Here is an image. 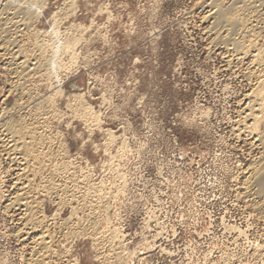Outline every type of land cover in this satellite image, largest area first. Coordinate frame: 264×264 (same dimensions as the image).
<instances>
[{
	"label": "rangeland",
	"instance_id": "374dc122",
	"mask_svg": "<svg viewBox=\"0 0 264 264\" xmlns=\"http://www.w3.org/2000/svg\"><path fill=\"white\" fill-rule=\"evenodd\" d=\"M29 1L31 29L0 31V139L11 120L42 125L32 130L48 167L28 179L53 238L47 264H264V198L247 181L264 147L242 134L264 69V0ZM239 6L252 37L213 20ZM38 47L54 56L53 78L37 73L21 91L14 59L33 69ZM6 157L0 144V264H27L42 234L19 237L25 222L10 208L19 167Z\"/></svg>",
	"mask_w": 264,
	"mask_h": 264
},
{
	"label": "bare ground",
	"instance_id": "6f19581e",
	"mask_svg": "<svg viewBox=\"0 0 264 264\" xmlns=\"http://www.w3.org/2000/svg\"><path fill=\"white\" fill-rule=\"evenodd\" d=\"M0 1H2V0H0ZM7 1V2H6ZM4 3L5 4H1V2H0V27H1V29H0V31H1V33L4 35L5 33H8V32H16V31H20L19 29H20V27H23V26H26L27 28H29V29H31V26H32V20L34 19V17L33 16H30V14L33 12H35V8L36 7H34L33 6V3L31 2V1H29V0H27V1H25V0H6ZM254 1V0H253ZM214 2H216V1H214ZM221 3V1H217L216 3H218L219 5H221V6H219V7H222V4H220ZM211 3V2H210ZM210 5V4H209ZM216 4L214 3V5L213 6H215ZM247 5V4H246ZM250 5V4H249ZM251 6V5H250ZM211 7V6H210ZM240 8H238V12H237V14L238 13H240V12H242V10H240L241 9V6H239ZM253 7V6H252ZM255 7H256V5H255ZM216 8V6L214 7V9ZM218 9V8H217ZM222 9V8H221ZM231 9V8H230ZM235 9H237L236 7H235ZM245 9H246V6H245ZM251 9V8H250ZM256 9V8H255ZM8 10H11V11H14L13 12V17L12 18H4V15H6V14H8L9 13V11ZM205 10V9H204ZM211 10H213V9H211ZM254 10V9H253ZM217 11V10H216ZM237 11V10H236ZM245 11V10H244ZM230 12V11H229ZM228 12V14H226V13H224L223 12V10L222 11H220V12H216V18L215 19H213L214 21H215V23H218L219 22V24H221L222 25V29H227V27H229V26H227V25H231V26H234V28L235 27H241V28H239V29H241V31L243 30V32L244 33H247L248 35H250V33L252 34L253 32H251V30H253V28L250 30L249 28H248V25H247V23L248 22H245L244 21V17L243 18H241V15H230V13H232V12H230L229 13ZM246 12V11H245ZM253 12H255V11H253ZM236 13V12H235ZM234 13V14H235ZM212 14V13H211ZM233 14V13H232ZM249 14H250V12H249ZM252 14V13H251ZM250 14V15H251ZM24 15V19H20V17H22ZM248 14H246V16H247ZM7 17H8V15H6ZM10 16V15H9ZM243 16V15H242ZM254 16V15H253ZM209 17V16H208ZM249 17V16H248ZM252 17V16H251ZM250 17V18H251ZM255 18H256V15L254 16ZM258 18V17H257ZM19 19V20H18ZM208 19V18H207ZM210 19H212V17L210 18ZM209 19V20H210ZM245 19H247V18H245ZM249 19V18H248ZM247 19V20H248ZM216 20L218 21V22H216ZM257 20H259V19H257ZM256 19H255V21H257ZM4 21V22H3ZM250 21V20H249ZM255 21H254V23H255ZM252 22V21H251ZM250 23V22H249ZM223 24H225L227 27H225V28H223V26H225V25H223ZM221 25H218L219 27H220V29H221ZM214 26V25H213ZM215 26H216V24H215ZM251 26H253V25H251ZM258 26V25H257ZM26 27L24 28V29H26ZM219 27H217V29H215L216 30V32H217V30L219 29ZM253 27H255V26H253ZM214 28H216V27H213L212 29H214ZM255 29V28H254ZM228 30V32H230V30L229 29H227ZM232 30V29H231ZM238 30V29H237ZM257 30V29H256ZM256 30L254 31V33H255V35H256ZM8 31V32H7ZM23 31V30H22ZM35 31V30H34ZM34 31H31V30H29V33L30 34H26V35H31L32 36V38H35V40L38 42V39L39 38H36V37H38V33H34ZM213 31V30H212ZM219 31V30H218ZM224 31V30H223ZM233 31V36H237L236 34H237V31L235 32L234 30H232ZM5 32V33H4ZM221 32H222V30H221ZM224 32H226V31H224ZM236 34H235V33ZM18 33H20V32H18ZM211 33V32H210ZM213 33V32H212ZM227 33V32H226ZM239 33V32H238ZM10 34V33H9ZM13 34V33H12ZM219 34V33H218ZM224 34V33H223ZM229 34L230 33H228L227 34V36H229ZM230 34V36H231V38L230 39H232V35ZM242 35H243V33H241ZM246 34V35H247ZM259 34V33H258ZM20 34H18L17 35V37L19 36ZM23 35H25V34H23ZM22 35V36H23ZM212 35V34H211ZM222 35V34H221ZM242 35H239V36H242ZM253 35V34H252ZM254 35V36H255ZM9 38L12 36V35H7ZM6 36V37H7ZM14 36V35H13ZM214 36H217V34H215ZM226 36V35H225ZM227 36L225 37V38H227ZM239 36H238V38H239ZM251 36V35H250ZM257 36V35H256ZM255 36V37H256ZM260 36H261V33H260ZM260 36H258V37H256L257 39L259 38V41H260ZM6 37H5V39H6ZM21 37V36H20ZM221 37V36H220ZM245 37V36H244ZM252 37V36H251ZM2 38V37H1ZM12 38V37H11ZM14 38V37H13ZM19 38V37H18ZM223 37H221V39H222ZM235 39H236V37H234ZM232 39V40H235V39ZM237 38V39H238ZM246 39L248 38V37H245ZM250 38V37H249ZM255 38V39H256ZM8 39V38H7ZM17 39V38H16ZM218 39H219V37H218ZM217 38H216V40H218ZM1 40V39H0ZM8 40H10V39H8ZM33 40V39H32ZM215 40V41H216ZM228 40H229V38H228ZM227 40V41H228ZM232 40H229V42L231 43V41ZM245 40V39H244ZM254 40V39H253ZM11 41V40H10ZM31 41V40H30ZM220 41H223L224 43H225V41H224V39H222V40H220ZM236 41V40H235ZM243 41V40H242ZM241 40H240V42H242ZM248 41L250 42V40H247V43H248ZM258 41V40H257ZM259 41H258V43H259ZM3 42V41H2ZM5 42V41H4ZM14 42V41H13ZM12 42V43H13ZM17 42V41H16ZM239 42V41H238ZM243 42H245V41H243ZM252 42V41H251ZM255 42V41H254ZM253 42V43H254ZM11 43V44H12ZM19 43H20V41H19ZM19 43H18V46H16V48L15 49H19L16 53L17 54H19V56H21V55H23V54H20V53H22V52H24L22 49H21V51H20V47H19ZM23 43V42H22ZM215 43H219V41L218 42H215ZM220 43H222V42H220ZM219 43V44H220ZM230 43H229V46H232V45H234L235 43H233V44H231L230 45ZM256 43V42H255ZM254 43V44H255ZM258 43H256V44H258ZM5 44V43H4ZM7 44V43H6ZM15 44H17V43H15ZM26 44V43H25ZM236 44H237V42H236ZM21 45V44H20ZM224 45V44H223ZM243 44H240L239 43V45H237L242 51H244V50H248L246 47H243L242 46ZM246 45V44H245ZM244 45V46H245ZM251 45V44H250ZM22 46H25V45H23L22 44ZM44 46V45H43ZM225 46V45H224ZM226 46H227V44H226ZM236 46V45H235ZM234 46V48H236ZM253 46V45H252ZM251 46V47H252ZM8 47H10V46H8ZM27 47V46H26ZM45 47V46H44ZM217 47H219V46H217ZM236 48V50L238 51V49L239 48ZM249 47V46H248ZM13 48V47H12ZM24 48V47H23ZM38 48H40V47H38ZM221 48V47H220ZM229 48V47H228ZM228 48H226V49H228ZM233 48V47H232ZM231 47L229 48V49H232ZM4 49V48H3ZM221 49H223V46H222V48ZM250 49H252V48H250ZM25 50V49H24ZM27 50V49H26ZM40 51L39 52H41L40 54H41V56L39 57V59H38V62H37V64L35 65V64H33L34 66H35V68H33V69H29L30 68V66L32 65L31 63H30V61L28 60L29 59V57H28V59H20V57H16L15 59H14V61H16V64H14L15 66H16V69H18V71H20V73H18L19 74V76H18V78H17V80H16V82L18 81V84H17V88H19L21 91H22V89H23V85L21 84L22 83V81L21 80H23V81H27V79H29L30 77L32 78L33 76H36L37 75V73L39 74H41V78H42V80H44L45 81V79H46V81H48L50 78H53V72H52V69L50 68V62H51V60H52V58L54 57V56H51L50 58L44 53V51L42 52V50H44L43 48L41 49H39ZM54 50V49H53ZM241 50H240V52H241ZM260 50V49H259ZM264 50V49H263ZM235 51V50H234ZM256 52V51H255ZM257 52H258V50H257ZM15 53V54H16ZM54 53V52H53ZM237 53V52H236ZM244 54H246L245 53V51L243 52ZM11 54V53H10ZM25 54H26V52H25ZM229 54H230V52H229ZM238 54V53H237ZM258 54H261V52L260 53H258ZM27 55V54H26ZM56 55V54H55ZM215 55V54H214ZM232 55V54H231ZM236 55V54H235ZM249 55V54H248ZM263 53H262V57H263ZM13 56V55H12ZM15 56H17V55H15ZM28 56V55H27ZM34 56V55H33ZM39 56V55H38ZM230 56V55H229ZM239 56V55H238ZM237 56V57H238ZM7 57H9V56H7ZM23 57H25V55H23ZM35 57V56H34ZM55 57H57V56H55ZM233 57H235L234 55H233ZM236 57V58H237ZM242 57V56H241ZM249 57H250V55H249ZM255 57H258V55L256 56L255 55ZM244 58H246L247 59V57H243V58H241L242 60L244 59ZM253 58V57H252ZM37 59V58H36ZM227 59H229L228 57H227ZM255 59V58H254ZM261 59H263V58H261ZM5 60V59H4ZM11 60V59H10ZM54 60V59H53ZM230 60V59H229ZM236 60V59H235ZM241 60V61H242ZM222 61V60H221ZM230 61H232V60H230ZM239 61V60H238ZM255 61H257V62H260V60H255ZM12 62H13V59H12ZM11 62V63H12ZM34 62V61H33ZM225 62V61H224ZM232 62H234V61H232ZM231 62V63H232ZM244 62V61H243ZM252 62V61H251ZM256 62V63H257ZM8 63V62H7ZM36 63V62H35ZM230 63V64H231ZM240 63V62H239ZM238 63V64H239ZM255 63V62H254ZM52 64V63H51ZM233 64V63H232ZM259 64V63H258ZM262 64V63H261ZM13 65V66H14ZM256 65V64H255ZM243 66V65H242ZM230 67V66H229ZM231 67H232V65H231ZM250 67V66H249ZM253 67V66H252ZM257 67V66H256ZM13 68H15V67H13ZM12 68V69H13ZM258 68V67H257ZM259 68H260V66H259ZM15 69V70H16ZM232 70V69H231ZM259 70V69H258ZM262 70V69H261ZM9 71V70H8ZM248 71H250V70H248ZM260 71V70H259ZM252 72H253V70H252ZM256 72V71H255ZM254 72V73H255ZM258 72V71H257ZM253 73V74H254ZM15 74V73H14ZM224 74V73H223ZM250 73H248V75H249ZM258 82H256V86H255V88H254V91L251 93L252 95H251V97H250V99L249 100H251V103L253 104V112H250V113H252V117L254 118V123L253 124H251V125H249V127H247L243 132H242V134H244L243 136H245V135H247V138H248V136L249 137H256L255 139H256V141H259L262 145H263V147H264V131L262 130L261 131V126H262V124L264 123V69L259 73L258 72ZM253 76V75H252ZM40 77V76H39ZM246 77H247V74H246ZM16 79V78H15ZM245 79H248V78H245ZM250 79V78H249ZM255 79V78H254ZM32 80V79H31ZM251 80V79H250ZM252 81L254 82V80L252 79ZM28 82V81H27ZM24 84V83H23ZM16 85V84H15ZM253 85V84H252ZM26 86V85H25ZM16 88V89H17ZM252 88V87H251ZM15 89V90H16ZM25 90V89H24ZM23 93H25L24 91H23ZM22 94V93H21ZM29 94V93H28ZM23 95V94H22ZM39 96V95H38ZM249 97V96H248ZM37 100V99H36ZM50 100V99H49ZM243 100H245V98L243 99ZM44 101V100H43ZM54 101V100H53ZM52 101V102H53ZM39 102V101H38ZM47 102V101H46ZM42 103V102H41ZM40 103V104H41ZM44 103V102H43ZM42 103V104H43ZM245 103V102H244ZM250 103V104H251ZM38 104V103H37ZM50 104H52V103H50ZM249 104V105H250ZM249 105L247 106L248 108H249ZM28 106H30V105H28ZM50 106H52V105H50ZM244 106V105H243ZM32 107V106H31ZM40 107H41V105H40ZM39 107V108H40ZM237 107V106H236ZM251 107V106H250ZM42 108V107H41ZM247 108V109H248ZM47 109H49L48 107H47ZM86 110V109H85ZM9 111V110H8ZM251 111V110H250ZM36 112V111H35ZM38 112H40V111H38ZM37 112V113H38ZM43 111H41V113H42ZM51 114V113H50ZM239 114V113H238ZM248 114V113H247ZM246 114V115H247ZM42 115H44V114H42ZM49 115V114H48ZM55 116V115H54ZM86 116V115H85ZM35 117V116H34ZM39 117H40V115H39ZM86 117H88V116H86ZM241 117V116H240ZM243 117V116H242ZM8 118V117H7ZM12 118V117H11ZM44 118V117H43ZM49 118V117H48ZM54 118V117H53ZM244 118V117H243ZM245 118H247L246 116H245ZM251 118V117H250ZM35 119H37V118H35ZM45 119V118H44ZM247 119H249V116H248V118ZM4 120V119H3ZM11 120V119H10ZM40 120H42V118L40 119ZM46 120H48L47 118H46ZM244 120H246V119H244ZM40 122V121H39ZM42 122H43V120H42ZM246 122V121H245ZM9 123V124H8ZM7 123V125H6V123H5V125H6V128H5V130L3 131V133H5V134H7V136L5 135V137H8V140L5 142V141H3V139L1 140L0 139V144H2V146H4V150H5V152H6V158H8V160H9V162L11 163V165L13 166V164H15V165H17V168L19 167V170H18V173L16 174V176H15V182H13L14 183V186H15V189L17 190V192H18V194H16L17 196H15V198L13 199V200H11V201H13L11 204H10V208H12V209H14V211H16V212H18V213H20L21 214V216H23V218H22V220H24V222H25V227H26V229H25V231H21V233H18L20 236L19 237H21L22 236V238H25V239H23V242L25 241L26 242V240H29L30 239V237H31V233H33L34 232V234L38 231V233L39 232H41V236L38 238V239H35L34 238V240H33V250H32V253L30 254V259L29 260H26L27 262V264H47V258L49 257V255H50V253L52 254V253H55V252H53V246H52V242H48L47 240L49 239L50 241H51V238H52V236H51V238H50V235H47L48 233H47V229L45 230V227L43 226L44 224H43V221H45V218H40V216H42V215H40L39 216V208H40V206L38 205V203L36 202V199H35V196H33L34 194H35V192H34V194H33V192L32 191H34L33 189H32V180H34V179H32V180H30V179H28L29 177H31V176H33V175H35V174H40L41 175V172H44L45 171V169H47V167H48V165H46V161H45V157H47V156H44V154L42 153L41 154V151H38V149H37V147H38V145H39V141H41V140H39L38 139V137H37V132L35 133L32 129L34 128V129H38V126L39 127H41L42 128V125L40 126V125H37L36 127L37 128H35V127H33V128H31V127H29V128H31V130H28V129H25V128H21V124H18V123H13L12 122V120H11V123H10V121ZM20 123V122H19ZM22 123H24V121H22ZM46 123V122H45ZM234 123V122H233ZM36 124H38V123H36ZM35 124V125H36ZM239 124V123H238ZM243 124V123H242ZM249 124V123H248ZM46 125V124H45ZM44 125V126H45ZM240 125V124H239ZM25 126V125H24ZM23 127V126H22ZM243 127V126H242ZM26 128H28V127H26ZM235 128V127H234ZM264 128V127H263ZM1 129H2V127H1ZM40 129V128H39ZM38 129V130H39ZM3 130V129H2ZM233 130V129H232ZM41 131V130H40ZM240 132V133H241ZM43 133V132H42ZM234 133V132H233ZM44 134V133H43ZM226 134V133H225ZM3 135V134H2ZM39 136H41V135H39ZM237 136V135H236ZM241 136V135H240ZM239 136V137H240ZM3 137V136H2ZM42 137V136H41ZM40 137V138H41ZM236 138H238V137H236ZM243 138V137H242ZM234 139V138H233ZM246 139V138H245ZM252 139V138H251ZM241 140V139H240ZM249 140V139H248ZM44 141H46L45 139H44ZM252 141V140H251ZM250 141V142H251ZM5 142V143H4ZM236 142H238L239 143V141H236ZM258 142V143H259ZM51 143V142H50ZM254 143H255V141H254ZM240 144V143H239ZM251 144V143H250ZM259 145V144H258ZM254 146V145H253ZM256 146V145H255ZM261 147V146H260ZM255 148V147H254ZM41 149V148H40ZM43 149V148H42ZM232 150V149H231ZM251 150V149H250ZM256 150V149H255ZM243 151V150H242ZM4 153V152H3ZM46 154V153H45ZM48 154V153H47ZM46 154V155H47ZM240 154V153H239ZM242 154V153H241ZM259 154V153H258ZM261 154V153H260ZM56 155V154H55ZM250 155V154H249ZM3 156H5L4 154H3ZM49 156V155H48ZM263 156H264V154H263ZM49 158V157H48ZM47 159V158H46ZM49 159H51V158H49ZM52 159H54V157H52ZM57 159V158H56ZM5 160H7V159H5ZM8 160H7V162H8ZM54 161V160H53ZM258 161V160H257ZM6 162V163H7ZM52 162V161H51ZM249 162V161H248ZM54 163H55V161H54ZM253 163V162H252ZM48 164V163H47ZM57 164V163H56ZM254 164H256V163H254ZM6 165V164H5ZM14 165V166H15ZM50 165V164H49ZM53 165H55V164H53ZM52 164H51V166H53ZM2 166V165H1ZM9 166V165H8ZM252 166V165H251ZM54 167V166H53ZM254 167V168H253ZM252 168H253V175L250 177V178H247V179H245V180H247V181H249L248 183L249 184H254V187L256 186L258 189H259V191H260V196H263V198H264V158L259 162V164L257 163V166H253ZM12 168H14V167H12ZM17 168H16V170H17ZM50 168V167H49ZM242 168V167H241ZM7 169V168H6ZM51 170H52V168H50ZM10 170V169H9ZM8 170V171H9ZM49 170V169H48ZM51 170H50V172H51ZM53 171H54V173L53 174H56V171H57V165L54 167V169H53ZM60 171V170H59ZM58 171V172H59ZM246 172H248V169L247 170H245ZM251 171V172H252ZM47 173V172H46ZM52 173V172H51ZM250 173V172H249ZM1 174V173H0ZM43 174H45V173H43ZM52 174V175H53ZM248 174V173H247ZM246 174V175H247ZM8 175V174H7ZM49 175H51L50 173H49ZM51 175V176H52ZM38 176V175H37ZM39 177V176H38ZM54 177V176H53ZM33 178V177H32ZM36 178V177H35ZM34 182H36L35 180H34ZM43 184V183H42ZM52 184V183H51ZM50 184V185H51ZM49 185V184H48ZM244 185H246V183L244 184ZM248 185V184H247ZM13 186V187H14ZM45 186V185H44ZM250 186V188H252L251 187V185H249ZM37 187V186H36ZM42 187V186H41ZM48 187H53V186H48ZM48 187H46L47 189H48ZM248 187V186H247ZM40 188V187H39ZM44 188V187H43ZM244 188V187H243ZM35 189H37V188H35ZM41 189V188H40ZM49 189H53V188H49ZM240 189V188H239ZM246 189V188H245ZM244 189V190H245ZM248 189V188H247ZM254 189V188H253ZM257 189V190H258ZM42 190V189H41ZM46 190V189H45ZM241 190V189H240ZM36 191H38V190H36ZM49 191V190H48ZM52 191H54L55 192V190H52ZM45 192V191H44ZM49 192H51V191H49ZM57 192V191H56ZM62 192V191H61ZM37 193V192H36ZM48 193V192H47ZM53 193V192H52ZM58 193V192H57ZM254 193V192H253ZM33 194V195H32ZM42 194H43V192H42ZM55 194V193H54ZM59 194V193H58ZM245 194V193H244ZM246 194H248V193H246ZM251 194V193H250ZM15 195V194H14ZM48 195V194H47ZM49 195H52V194H49ZM254 195V194H253ZM250 196V195H249ZM47 197V196H46ZM248 197V196H247ZM251 197V196H250ZM37 198V197H36ZM239 198V197H238ZM249 198V197H248ZM48 199V198H47ZM241 199H242V197H241ZM262 200H264V199H262ZM10 201V202H11ZM64 202V201H63ZM61 203V202H60ZM258 203V202H257ZM256 203V204H257ZM263 203V205L261 206V207H258L257 209L260 211V210H264V201L262 202ZM40 204V203H39ZM44 204V203H43ZM55 204V203H54ZM41 205V204H40ZM62 205V204H61ZM2 206V205H1ZM55 206V205H54ZM59 207H60V205H58ZM62 207V206H61ZM64 207V206H63ZM9 208V207H8ZM45 208V207H44ZM12 209H10V211L12 210ZM61 209V208H60ZM65 209V208H64ZM254 209V208H253ZM9 210V209H8ZM7 210V211H8ZM13 211V210H12ZM43 212V211H42ZM57 213V212H56ZM260 213V212H259ZM45 216V214H43V217ZM58 216V215H57ZM9 217V216H8ZM53 218V217H52ZM49 219V218H48ZM47 219V220H48ZM54 219V218H53ZM52 219V220H53ZM20 220V219H19ZM21 220V221H22ZM49 221V220H48ZM53 221H55V220H53ZM52 222V221H51ZM64 222V221H63ZM62 222V223H63ZM46 223V222H45ZM48 223V222H47ZM46 223V224H47ZM50 223V222H49ZM54 223V222H53ZM19 226H20V224H19ZM51 226V225H50ZM24 227V226H23ZM58 227V226H57ZM60 227H61V225H60ZM63 227H65V226H63ZM23 229V228H22ZM65 229V228H64ZM36 230V231H35ZM19 231V232H20ZM62 234V233H61ZM112 235V234H111ZM9 236V235H8ZM57 236V235H56ZM55 236V237H56ZM70 236V235H69ZM12 237V236H11ZM17 238H18V235H17ZM60 238V237H59ZM19 239V238H18ZM33 239V238H32ZM31 239V240H32ZM53 239V238H52ZM55 239V238H54ZM64 239V238H63ZM68 240V239H67ZM16 242V241H15ZM24 242V243H25ZM22 243V242H21ZM23 243V244H24ZM53 243H54V241H53ZM56 243V242H55ZM60 244V243H59ZM21 245V244H20ZM62 245V244H61ZM62 248V247H61ZM26 249V248H25ZM30 249V248H29ZM57 250V249H56ZM66 253V252H65ZM57 255V254H56ZM118 255V254H117ZM51 256V255H50ZM62 256V255H61ZM60 256V257H61ZM55 257V256H54ZM64 258V257H63ZM59 259V258H58ZM49 260V259H48ZM51 260V259H50ZM56 260V259H55ZM22 261V260H21ZM25 261V260H24ZM66 261V260H65ZM56 262V261H55ZM54 261H53V263H55ZM67 262V261H66ZM52 262H51V264H53ZM25 264V263H24ZM56 264V263H55ZM61 264V263H60Z\"/></svg>",
	"mask_w": 264,
	"mask_h": 264
}]
</instances>
